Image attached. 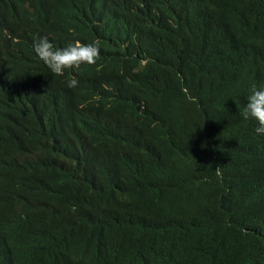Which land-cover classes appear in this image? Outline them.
I'll return each instance as SVG.
<instances>
[{
  "label": "trees",
  "instance_id": "1",
  "mask_svg": "<svg viewBox=\"0 0 264 264\" xmlns=\"http://www.w3.org/2000/svg\"><path fill=\"white\" fill-rule=\"evenodd\" d=\"M261 85L264 0H0V264H264Z\"/></svg>",
  "mask_w": 264,
  "mask_h": 264
},
{
  "label": "clouds",
  "instance_id": "2",
  "mask_svg": "<svg viewBox=\"0 0 264 264\" xmlns=\"http://www.w3.org/2000/svg\"><path fill=\"white\" fill-rule=\"evenodd\" d=\"M33 49L39 59L57 76H63L66 69H78L82 64H95L100 54L99 45L96 42L82 44L77 40L67 47L56 48L47 36L35 40ZM76 86H78V80L73 77L68 81V87ZM240 115L245 120H255L258 123L256 132L264 134V85L258 89L253 88Z\"/></svg>",
  "mask_w": 264,
  "mask_h": 264
}]
</instances>
